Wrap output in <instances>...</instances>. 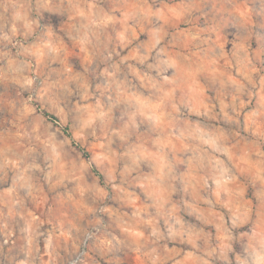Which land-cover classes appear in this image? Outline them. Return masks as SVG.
I'll list each match as a JSON object with an SVG mask.
<instances>
[{"label": "rangeland", "instance_id": "obj_1", "mask_svg": "<svg viewBox=\"0 0 264 264\" xmlns=\"http://www.w3.org/2000/svg\"><path fill=\"white\" fill-rule=\"evenodd\" d=\"M93 227L80 264H264V0H0V264Z\"/></svg>", "mask_w": 264, "mask_h": 264}, {"label": "built area", "instance_id": "obj_2", "mask_svg": "<svg viewBox=\"0 0 264 264\" xmlns=\"http://www.w3.org/2000/svg\"><path fill=\"white\" fill-rule=\"evenodd\" d=\"M97 232H98V228L93 227L92 229H90L84 234L80 250L73 257H71L66 262V264H80L81 263V261L83 260V258L85 257L87 253V248H88L89 243L93 240Z\"/></svg>", "mask_w": 264, "mask_h": 264}, {"label": "trees", "instance_id": "obj_3", "mask_svg": "<svg viewBox=\"0 0 264 264\" xmlns=\"http://www.w3.org/2000/svg\"><path fill=\"white\" fill-rule=\"evenodd\" d=\"M41 114H42V116H43L46 120H48V121L51 122V123L56 124V123L58 122L57 118H56L53 114H51V113H48V112H46V111H42ZM61 130H62V131L68 136V137L71 138V134H70V132H69V130H68L67 127H61ZM77 148L82 152V154L84 155V157H86V158L89 157V156H88V153L86 152L85 149H83V148H81V147H79V146H77Z\"/></svg>", "mask_w": 264, "mask_h": 264}, {"label": "crops", "instance_id": "obj_4", "mask_svg": "<svg viewBox=\"0 0 264 264\" xmlns=\"http://www.w3.org/2000/svg\"><path fill=\"white\" fill-rule=\"evenodd\" d=\"M241 20V19H240Z\"/></svg>", "mask_w": 264, "mask_h": 264}]
</instances>
